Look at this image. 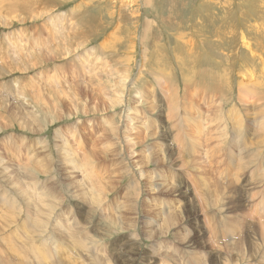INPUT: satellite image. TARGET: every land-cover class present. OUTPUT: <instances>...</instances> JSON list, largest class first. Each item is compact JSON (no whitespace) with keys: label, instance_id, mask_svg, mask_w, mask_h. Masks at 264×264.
<instances>
[{"label":"rangeland","instance_id":"rangeland-1","mask_svg":"<svg viewBox=\"0 0 264 264\" xmlns=\"http://www.w3.org/2000/svg\"><path fill=\"white\" fill-rule=\"evenodd\" d=\"M116 89L122 106L114 104ZM263 110L264 0H0V264H264V154L242 162L235 123L249 118L247 144L260 147ZM114 122L118 140L108 137ZM113 149L147 178L138 214L126 215L137 228L119 233L107 219L132 181L108 177L120 164ZM66 151L108 158L88 175L83 161L69 170L73 179L61 172L69 167ZM39 157L47 170L39 182L56 176L53 191L62 199L56 210L44 208L51 219L42 220L43 233L33 225L41 191L24 173L39 168ZM152 157L162 166L145 164ZM61 175L80 181L81 190L70 192ZM106 185L114 192L101 205L96 195ZM167 187L171 193H163ZM3 193L21 204L19 214L3 204ZM151 227L159 233L152 240ZM32 245L53 256L29 260L23 247ZM126 250L135 262L124 261Z\"/></svg>","mask_w":264,"mask_h":264},{"label":"bare ground","instance_id":"bare-ground-1","mask_svg":"<svg viewBox=\"0 0 264 264\" xmlns=\"http://www.w3.org/2000/svg\"><path fill=\"white\" fill-rule=\"evenodd\" d=\"M48 12V11H47ZM11 20V19H10ZM151 37V36H150ZM26 41V40H25ZM248 45V44H247ZM250 45V44H249ZM19 46V45H18ZM37 46V45H36ZM18 48V47H17ZM24 49V48H23ZM22 51V50H21ZM25 51V50H24ZM252 53H253V51H252ZM254 54V53H253ZM256 54V53H255ZM261 59V58H260ZM252 76V75H251ZM128 78V77H127ZM248 81V80H247ZM121 82H122V87H124V84H125V82H126V79L125 78H122L121 79ZM255 84H256V78L255 77H253L252 78V80H251V86L254 88V87H257V86H255ZM258 85V84H257ZM241 86V85H240ZM160 88V87H159ZM113 89V88H112ZM245 89H247V90H249V91H251L250 89H248V88H245ZM117 90V89H116ZM121 90V89H120ZM241 90V89H240ZM142 91V90H141ZM242 91V90H241ZM116 92V91H115ZM121 92V94L119 95V93ZM119 92V90H117V93H118V96L116 97V99H113L114 100V104L115 103H117V105H119V106H122V105H124L123 104V102H124V92L123 91H120ZM245 93H246V91H245ZM253 92L251 91V94H252ZM240 95V94H239ZM249 95V94H248ZM247 94H246V96H248ZM253 95V94H252ZM255 96H256V94H254ZM174 96H175V93H174ZM243 96H245V95H243ZM242 96V97H243ZM114 97V96H113ZM213 97H214V95H213ZM171 98V97H170ZM175 98V97H174ZM245 98V97H244ZM141 99V98H140ZM147 99V98H146ZM216 100V99H215ZM219 100V99H218ZM240 100H241V98H240ZM253 100H255V99H253ZM257 100V99H256ZM149 101V100H148ZM148 101H146V102H148ZM168 101V100H167ZM109 102V101H108ZM150 102V101H149ZM148 102V104H150ZM223 102V101H222ZM221 102V103H222ZM166 103V102H165ZM177 103V102H176ZM217 103V102H216ZM105 104H106V102H105ZM112 104V103H111ZM174 104V103H173ZM256 104V103H255ZM100 105V104H99ZM116 105V104H115ZM140 105V104H139ZM175 105V104H174ZM219 105H221V107H219V109H220V111L223 113V105L222 104H219ZM113 106V105H112ZM152 106H153V104H152ZM211 106H214V103H213V105H211ZM242 106H244V105H242ZM106 107V108H105ZM105 109H104V111H108L107 109H109V105L107 106V104L105 105ZM197 107V106H196ZM224 107H226V106H224ZM111 108V107H110ZM115 108V107H114ZM151 108V107H150ZM209 108V107H208ZM216 109V108H215ZM247 109V108H246ZM95 110H97L96 108H95ZM148 111V110H147ZM173 111V110H172ZM185 111V110H184ZM201 111V110H200ZM238 111V110H237ZM246 111V110H245ZM264 111V110H263ZM217 112V111H216ZM262 112V111H261ZM173 113H174V111H173ZM173 113H171V114H173ZM181 113V112H180ZM238 113V112H237ZM169 114V113H168ZM170 114V116L172 117L173 115H171ZM217 115V114H216ZM264 115V114H263ZM144 116V115H143ZM175 116V115H174ZM174 116H173V118H170L169 117V119H174ZM184 116V115H183ZM211 116V115H210ZM224 116V115H223ZM216 117V116H215ZM235 117H236V115H235ZM258 117H260V116H258ZM239 118V117H238ZM242 118V117H241ZM235 119V123H238L237 125L239 126V128H238V126H237V128H238V130H240L241 131V134L239 135V132L237 133L239 136H240V139H242L243 140V142H242V146H241V148H242V150L244 151V154H243V158H242V162L244 163L245 161V158H250V156H249V154L250 155H256V154H260L261 152L264 154V147H262V146H264V118L262 117V118H260V121H257L258 122V127H259V131L261 130L262 132H263V134H261V136L259 137V138H257V142L258 143H260V147H256L253 143L252 144H247L248 143V141H250L249 139H247L246 137H248L247 135H248V133H247V130L249 131V129H247L248 128V126H247V123H249V121H250V119L249 118H246V119H248L249 121H245L244 120V118L243 119ZM177 119V118H176ZM176 119H174V120H176ZM213 119V118H212ZM215 119V118H214ZM219 119V118H218ZM218 119H217V121H218ZM223 119V118H222ZM230 119V118H229ZM220 120H221V117H220ZM256 120V119H255ZM254 120V121H255ZM130 121H131V119H130ZM208 121V120H207ZM131 122H133V121H131ZM146 122V121H145ZM179 122V121H178ZM198 122V121H197ZM221 122V121H220ZM253 122V121H252ZM216 123V122H215ZM226 123V122H225ZM144 124V123H143ZM150 124V123H149ZM197 124V123H196ZM148 125V124H147ZM152 125V124H151ZM165 125V124H164ZM176 125V124H175ZM223 125V124H222ZM115 122L113 123V125H112V129L110 130V132L112 133V135H108V137L110 138V137H114L116 140H118V139H121V137H119L118 136V134H116V128H115ZM251 126V125H250ZM194 127H196V126H194ZM199 127V129H201V126H198ZM252 127V126H251ZM236 128V129H237ZM250 128V127H249ZM136 129V128H135ZM141 129V128H140ZM233 129V128H232ZM247 129V130H246ZM121 130V129H120ZM180 130V129H179ZM181 131V130H180ZM198 132L200 131V130H197ZM205 131V130H204ZM222 131V130H221ZM260 131V132H261ZM151 132V131H150ZM201 132H202V130H201ZM139 133V132H138ZM182 133V132H181ZM236 133V132H235ZM235 133H234V135H235ZM250 133V132H249ZM259 133V132H258ZM137 134V133H136ZM228 134V133H227ZM236 134V135H237ZM256 134H257V131H256ZM105 135H106V133H105ZM172 135V134H171ZM107 136V135H106ZM135 138L137 139L138 138V136L136 135L135 136ZM153 138H158V137H153ZM165 138V137H164ZM131 139V138H130ZM135 139V140H136ZM184 139V138H183ZM188 139V138H187ZM219 139V138H218ZM226 139V138H225ZM255 139V138H254ZM132 140V139H131ZM134 140V141H135ZM209 140V139H208ZM215 140V139H214ZM253 140V139H252ZM134 143H136V141L134 142ZM235 143V142H234ZM262 143V144H261ZM139 144V143H138ZM138 144H136V145H138ZM164 144V143H163ZM179 144V143H178ZM183 144V147L185 148V145H184V143H182ZM215 144V143H214ZM256 144V143H255ZM143 145V144H142ZM166 145V144H165ZM248 145V146H247ZM258 145V144H257ZM153 147H154V145H152ZM157 146H159V147H161V144H159V143H157ZM156 146V147H157ZM219 146H221V145H218V147ZM232 146V145H231ZM156 147H155V149H156ZM158 147V148H159ZM179 147V146H178ZM183 148V149H184ZM220 148V147H219ZM83 149V148H82ZM150 149H151V147H149L148 148V150L150 151ZM155 149H153V150H155ZM162 149V148H161ZM172 149V148H171ZM193 149V148H192ZM84 150V149H83ZM152 150V149H151ZM153 150H152V152H153ZM177 150V149H176ZM187 150V149H186ZM189 150V149H188ZM162 151V150H161ZM166 151V150H165ZM184 151V150H183ZM183 151H182V153H183ZM65 152V151H64ZM126 152V151H125ZM188 152H190V151H188ZM226 152H227V150H226ZM66 155H68V163H69V167H68V169H66V168H64V169H61V172L64 170V172L62 173L63 174V176H65V175H67V173L71 176L72 174H73V172L75 171V173H76V170L77 169H80V168H78V165L79 164H81V163H83V161L85 162V164L83 165V172L85 173V174H87L88 175V173H87V171H89V172H92L93 170L95 171L98 167H102V168H105L103 165H102V163L104 162V160H103V158H108V156H103V158H101V160L102 161H97V159H96V153H94V152H89V153H87L86 154V156H84V158H82L81 157V159L79 158V155H77V157L76 158H74V156H72L71 154H69L68 153V151H66ZM143 153V152H142ZM165 153V152H164ZM242 153V152H241ZM240 153V154H241ZM146 154V153H145ZM185 154V153H184ZM189 154H191V152L189 153ZM111 155H112V157H114V158H117V157H119L118 159L120 160V164H123L126 160H125V158H127L128 157V155H127V153H123L122 152V150H120V153H119V150H117V149H113V150H111ZM147 155V154H146ZM150 155H151V153H150ZM166 155V154H165ZM170 155V154H169ZM172 155V154H171ZM216 155H217V153H216ZM239 155V154H238ZM37 156V155H36ZM72 156V157H71ZM153 156V155H152ZM213 156V155H212ZM233 156V155H232ZM139 157H140V155H139ZM200 157V156H199ZM239 157V156H238ZM147 158H148V155H147ZM157 158V157H156ZM213 158V157H212ZM228 158V157H227ZM226 158V159H227ZM231 158V157H230ZM229 158V159H230ZM234 158V156L232 157V159ZM42 159H44V162H45V158L44 157H42V158H40L39 157V160L37 159V165H38V169L37 170H35V169H33L32 167H28V168H24L25 170H24V173L27 175V177L30 179L29 181H34L33 183H32V185L34 186V188H36V190L38 191H41V192H38V199H39V202H38V204H41V207H40V209H41V212L38 210L36 213L37 214H39V212H40V217H38L37 218V220L35 219V220H33L34 222H33V225L35 224V226H36V229L40 232V233H43L44 232V225H43V221L42 220H44V219H46V218H50L51 219V217H48V213H46L47 211H51V210H56L55 208H56V206L57 205H60V204H58V202L60 203V201L62 200L61 199V197H59L61 200H59L58 199V195H57V189H56V192L55 191H53L54 190V187H53V185H57L58 184V182H57V177L56 176H54V175H52L51 177H52V181H48L49 180V178L48 179H46L45 181L43 180V182H46V183H42V181H40L39 182V180L41 179V176H42V174L43 173H46L47 172V170L44 168V165H46V163H44L43 165H41L42 164ZM75 159V160H74ZM141 159V158H140ZM152 159H153V157H152ZM247 159V160H248ZM31 160H32V158H31ZM35 160V159H34ZM71 160V161H70ZM108 160V159H107ZM114 160V159H113ZM112 160V161H113ZM143 160V159H142ZM154 160V159H153ZM220 160V159H219ZM218 160V161H219ZM96 161H97V163H99V165H101V166H97L96 165ZM110 161V160H109ZM164 161V160H163ZM161 159H156V160H154V161H150V160H148L147 159V161H146V163L145 164H147V165H150L151 163L150 162H153V164L155 165V167L156 168H159V167H161L162 166V162H163ZM233 161V160H232ZM117 162H119V161H117ZM122 162V163H121ZM145 162V161H144ZM175 162H177V161H175ZM227 162V161H226ZM30 163V162H29ZM68 163H65L64 165H68ZM108 163V162H107ZM220 163V162H219ZM239 163V162H238ZM34 164V163H33ZM120 164H117V166H116V168H118V169H114V173L113 172H111V173H109V171L107 170V173L109 174V176H108V174H107V176L108 177H117V179L119 180V181H121L122 180V178H125V177H127V176H129V179L132 181L129 185H128V187H127V193L125 194V197L123 198V200L121 201V202H118L117 203V209L116 210H114L115 208H113V210H114V213L116 214V215H114L113 214V216H114V219H112V217H110L111 219H107L110 223V225L111 226H113L114 228H113V232L115 233V232H120V230H125V231H127L128 229H126L125 228V226L124 225H127V226H129L130 228H137V226H136V223L134 224L133 222H130L131 221V219H133V218H131V219H129V218H126V215L130 212V215H134V212H136L137 214H138V211H136V207H137V210H138V201H139V196L142 194V193H140V192H142V186H143V181L144 180H146L147 178H145L144 177V174L146 173V172H143L142 174L140 173V174H138V171L136 170V169H134V170H132V169H130V168H128V161H126L125 163H124V165L123 166H120ZM232 164V163H231ZM245 164V163H244ZM251 164V163H250ZM66 165V166H67ZM161 165V166H160ZM35 165H33V167H34ZM146 166V165H145ZM234 166V165H233ZM113 167H115V166H113ZM154 167V166H153ZM202 167V166H201ZM243 167V165L242 166H240V169ZM85 168H88V169H85ZM122 168V170H121V172H119L120 171V169ZM142 168H145V167H143L142 166ZM181 168V167H180ZM58 169V168H57ZM82 169V168H81ZM161 169V168H160ZM235 169H237V167L235 166ZM240 169H238V170H240ZM245 169V168H244ZM69 170H72L73 172H72V174H71V172H69ZM106 170V169H105ZM112 170V169H111ZM115 170H116V172H115ZM119 170V171H118ZM237 170V171H238ZM242 170V169H241ZM54 171H57V170H54ZM113 171V170H112ZM162 171V170H161ZM31 172V173H30ZM77 172H78V170H77ZM117 172H119V173H117ZM154 172V171H153ZM158 172V171H157ZM241 172V171H240ZM240 172H238V173H240ZM55 173V172H54ZM91 174V173H90ZM16 175V174H15ZM86 175V177H88ZM92 175V174H91ZM106 175V174H105ZM45 176V175H44ZM93 176V175H92ZM154 176H156V177H154ZM157 176H158V174L157 173H155V175L153 174L151 177H149V178H151L150 180H151V186L150 187H152L151 189H152V192H154L155 194L154 195H156L157 194V192H155V190L157 191L158 189H160L159 187H160V185H162V184H158L157 182H155V184L154 183H152V179H153V177L154 178H156L157 179ZM162 176V175H161ZM220 176V175H219ZM244 176V175H243ZM61 178H62V180L64 179L63 177H62V175L60 176ZM73 179L76 177H73V175L71 176ZM71 177H65V179H64V182L66 183V186L68 187L67 189H69V191L70 192H72V190L73 189H77V187H78V189H77V191H79V190H81V182L80 181H73L72 180V178ZM107 177V178H108ZM143 177L145 178L144 180H143ZM217 177V176H216ZM16 178H17V176H16ZM115 178H112V179H110V181H106L108 184L110 183L111 185H113L114 183H116V179ZM162 178V177H161ZM219 178V177H218ZM221 178V177H220ZM121 179V180H120ZM10 180V179H9ZM9 180H7L8 181V183H9ZM13 180V179H12ZM51 180V179H50ZM89 180V179H88ZM56 181V183H54ZM58 181H60V180H58ZM161 182H162V180H160ZM159 181V182H160ZM237 181V180H236ZM1 182V181H0ZM16 182V181H15ZM61 182V181H60ZM59 182V183H60ZM91 182V181H90ZM160 182V183H161ZM239 182H240V180H239ZM52 183H53V185H52ZM170 183H171V181H170ZM62 184H64V183H62ZM169 185V183L167 184V186ZM1 186V185H0ZM64 186H65V184H64ZM94 186V185H93ZM149 186V185H148ZM172 186H173V184H172ZM176 186V185H175ZM2 188H3V186H1ZM61 187V186H60ZM171 187V186H170ZM182 187V186H181ZM2 188H0V189H2ZM32 188V187H31ZM222 188V187H221ZM4 189V188H3ZM1 190V191H3L4 192V190ZM94 189V188H93ZM99 189V188H98ZM150 189V188H149ZM165 189V188H164ZM163 189V190H164ZM171 189V188H170ZM174 189H175V187H174ZM172 190V192L175 194V192L174 191H176V190ZM183 189V188H182ZM35 190V189H34ZM121 190H123V189H121ZM121 190L119 191V192H121ZM180 190L181 189H178V192H180ZM197 190V189H196ZM216 190V189H215ZM222 190V189H221ZM158 191H160V190H158ZM168 192V193H171L170 192V190H169V187H167L164 191H163V193L164 192ZM182 191V190H181ZM195 191V190H194ZM7 192H9V191H7ZM74 192V191H73ZM72 192V193H73ZM92 192V191H91ZM109 192H114L113 191V189H108L107 188V185H106V187H103V188H101L100 190H99V193L97 192V194L98 195H96V196H98L97 197V200H98V204H101V202L103 201V198H102V196H107V198H108V194H109ZM118 192V193H119ZM131 192H134L135 194H130ZM149 192V191H148ZM162 192V191H161ZM160 192V193H161ZM165 192V193H166ZM183 192H185V191H183ZM182 192V193H183ZM222 192V191H221ZM227 192V191H226ZM75 193V192H74ZM93 193V192H92ZM117 193V194H118ZM172 193V194H173ZM217 193V192H216ZM216 193H215V195H216ZM218 193H220V192H218ZM13 194H15V193H13ZM22 194V193H21ZM75 194H77V193H75ZM158 194H159V192H158ZM184 194V193H183ZM198 194V193H197ZM8 194L6 193V197H5V195H4V193L2 194V200H3V197H4V201H3V204L5 203V204H7V206L10 208V206H11V208H14V209H16L15 211H16V214H19L21 211H20V209L22 208L20 205L21 204H18L17 202H16V198H12V201H9L7 198H8V196H7ZM73 195V194H72ZM128 195H132L133 196V202H132V204H133V206L129 209L128 207L130 206L129 205V203H128V207H127V204L125 205V199H128L129 198V196ZM17 196V195H16ZM76 196V195H75ZM150 196V195H149ZM166 196V195H165ZM167 196H169V194L167 195ZM172 196H174V195H172ZM176 196V195H175ZM180 196H182V195H180ZM203 196V195H202ZM208 196V195H207ZM77 198H80L78 195L76 196ZM184 197V196H183ZM200 197V196H199ZM19 198V197H18ZM30 199H31V197H29ZM28 198V199H29ZM73 198V197H72ZM75 198V197H74ZM106 198V199H107ZM167 198V197H166ZM168 198H170V197H168ZM16 199V200H15ZM37 198H36V200H38ZM56 199L57 200H59V201H57L56 202ZM173 199H174V197H173ZM176 199V198H175ZM213 199V198H212ZM177 200V199H176ZM190 200V199H189ZM173 201V200H172ZM178 201H179V199H178ZM19 202V201H18ZM24 202V201H23ZM22 202V203H23ZM183 202V201H182ZM105 203V202H104ZM120 203V204H119ZM175 203V202H174ZM178 203V202H177ZM176 203V204H177ZM184 203V202H183ZM185 203H187V202H185ZM25 204V203H24ZM34 204H36V202H34ZM37 204V205H38ZM172 204V203H171ZM210 204H212V201H211V203ZM102 205V204H101ZM120 205V206H119ZM25 206V205H24ZM23 206V207H24ZM43 206V207H42ZM110 206H112V205H110ZM109 206V207H110ZM119 206V207H118ZM172 206V205H171ZM21 207V208H20ZM34 207H35V205H34ZM38 207V206H37ZM103 207V206H102ZM106 207V206H105ZM176 207V206H175ZM214 207V206H213ZM27 208V207H26ZM39 208V207H38ZM44 208H46V212L44 211ZM108 208V207H107ZM111 208V209H112ZM98 209V208H97ZM101 209V208H100ZM171 209V208H170ZM175 209V208H174ZM173 209V210H174ZM23 210H24V208H23ZM27 210V209H26ZM37 210V209H36ZM35 210V211H36ZM168 210V209H167ZM172 210V211H173ZM12 211V210H11ZM25 211V210H24ZM23 211V212H24ZM95 211V210H94ZM100 211V210H99ZM166 211V210H165ZM177 211V209L175 210V212ZM10 212V211H9ZM18 212V213H17ZM22 212V213H23ZM170 212V211H169ZM178 212H180V211H178ZM168 213V212H167ZM173 213V212H172ZM15 214V213H14ZM25 214H27V212L25 213ZM170 214H171V212H170ZM174 214V213H173ZM12 215V214H11ZM50 215V214H49ZM177 215V214H176ZM171 215H169V217H170ZM179 216V215H178ZM177 216V217H178ZM181 216V215H180ZM179 216V217H180ZM174 217V216H173ZM172 217V218H173ZM175 218V217H174ZM103 219V218H102ZM175 219H177V218H175ZM69 220H70V218H69ZM106 220V219H105ZM142 220V219H141ZM174 221V219H171V220H168V222H171V221ZM3 222V221H2ZM8 222V221H7ZM74 222V221H73ZM76 222H78V221H75V224H76ZM176 222V221H175ZM248 222V221H247ZM4 223V222H3ZM138 223V222H137ZM227 223V222H226ZM22 224V223H21ZM24 225H25V223H23ZM103 224V223H102ZM19 225V224H18ZM32 225V226H33ZM73 225V224H72ZM109 225V226H110ZM142 225V224H141ZM35 226H33V227H35ZM56 226V225H55ZM77 226V225H76ZM110 226V227H111ZM151 226V225H150ZM171 226H174V224H173V222L171 223ZM1 227V226H0ZM58 227V226H57ZM117 227H119V228H117ZM69 228V227H68ZM72 228V227H71ZM78 228H79V226H78ZM129 228V229H130ZM145 228V227H144ZM185 228V227H184ZM147 229V228H146ZM229 229V228H228ZM233 229V228H232ZM149 230V229H148ZM148 230H146V232L149 234V236L147 237V238H149L150 240H152L157 234H159L158 232H153L152 231V227H151V230H149V232H148ZM186 230V229H185ZM193 230V229H192ZM227 230V229H226ZM2 231V230H1ZM22 231V230H21ZM112 231V230H111ZM110 231V232H111ZM182 231V230H181ZM232 231V230H231ZM129 232V231H128ZM187 232V231H186ZM191 232V231H190ZM1 233V232H0ZM181 233V232H180ZM195 233V232H194ZM16 234V233H15ZM262 234V233H261ZM137 235V234H136ZM143 235V234H142ZM188 235V234H187ZM189 235H190V233H189ZM189 235H188V237H189ZM193 235V234H192ZM3 236V235H2ZM12 236V235H11ZM143 236H145L146 237V235H143ZM224 236V235H223ZM6 237V236H5ZM35 237H37V236H35ZM34 237V238H35ZM44 237V236H43ZM229 237H230V235H229ZM14 238V237H13ZM12 238V239H13ZM19 238V237H18ZM86 238V237H85ZM92 238V237H91ZM90 238V239H91ZM139 238V237H138ZM186 238V237H185ZM148 239V240H149ZM23 240V239H22ZM50 240V239H49ZM139 240V239H138ZM147 240V239H146ZM27 241V240H26ZM194 241V240H193ZM28 242V241H27ZM40 242V241H39ZM187 242V241H186ZM190 242V241H189ZM188 242V243H189ZM90 243V242H89ZM93 243V242H92ZM24 244V243H23ZM95 244V243H94ZM93 244V245H94ZM251 245V244H250ZM196 246V245H195ZM174 247V246H173ZM231 247V246H230ZM24 249V252L26 253V254H28V255H30V258H29V260H32V259H34V260H39L40 262H41V260H45L47 257H46V255L49 253L50 255H49V257H52L53 255H51V252L53 251V250H49L48 248L47 249H44L43 251L42 250H40V249H37L34 245H32V246H28L27 248L26 247H23ZM198 249V248H197ZM200 249V248H199ZM55 250V249H54ZM254 250V249H253ZM59 251V250H58ZM198 251V250H197ZM161 252V251H160ZM206 252V251H205ZM54 252H52V254H53ZM241 253V252H240ZM58 254V253H57ZM57 254H56V256H57ZM59 254H61V253H59ZM68 254H70V253H68ZM95 254V253H94ZM168 254V253H167ZM190 254V253H189ZM45 255V256H44ZM121 255V254H120ZM123 255H124V261L125 262H135V261H133L132 259H133V253H132V250H126V252H124L123 253ZM170 255V254H169ZM182 255V254H181ZM191 255V254H190ZM39 256H40V259H39ZM48 256V255H47ZM163 256V254L161 255V257ZM196 256V255H195ZM198 254H197V258H198ZM201 256V255H200ZM67 257V256H66ZM78 257V256H77ZM79 257H81V256H79ZM78 257V258H79ZM91 257V256H90ZM164 257V256H163ZM89 258V257H88ZM179 258V257H178ZM195 258V257H194ZM196 258V259H197ZM242 258V257H241ZM53 259V258H52ZM57 260H58V257L56 258ZM184 259V258H183ZM111 260H113V259H111ZM180 260V259H179ZM186 260V259H185ZM206 260V259H205ZM89 261V260H88ZM190 261V260H189ZM192 261V260H191ZM200 261V260H199ZM226 261V260H225ZM228 261V260H227ZM237 261V260H236ZM60 262V261H59ZM65 262V261H64ZM67 262V261H66ZM196 262V261H195ZM94 263V262H93ZM52 264V263H51ZM56 264V263H55ZM61 264V263H60ZM135 264V263H134ZM218 264V263H217ZM231 264V263H230Z\"/></svg>","mask_w":264,"mask_h":264}]
</instances>
